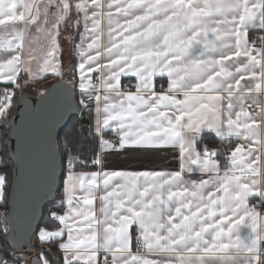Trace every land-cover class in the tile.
<instances>
[{"label": "snow or ice", "instance_id": "snow-or-ice-1", "mask_svg": "<svg viewBox=\"0 0 264 264\" xmlns=\"http://www.w3.org/2000/svg\"><path fill=\"white\" fill-rule=\"evenodd\" d=\"M0 133V264H264V0H0Z\"/></svg>", "mask_w": 264, "mask_h": 264}, {"label": "crops", "instance_id": "crops-1", "mask_svg": "<svg viewBox=\"0 0 264 264\" xmlns=\"http://www.w3.org/2000/svg\"><path fill=\"white\" fill-rule=\"evenodd\" d=\"M69 62V58H68V54L67 52L64 54V63L68 64ZM58 79L55 77H49L47 79H43L41 81H39L38 83H34L35 87L38 88H42L41 92L39 94H41L42 92L44 93L48 87L54 82L57 81ZM24 95H31V93L27 92L26 89H24L23 91ZM38 94V95H39ZM37 95V96H38ZM31 96H35V95H31ZM215 138V137H214ZM122 160H128L129 161V165L130 167H132L133 169H136L138 167H140V163L139 160L135 157H121ZM160 164H163L167 167H173L176 165V161L173 157L168 156L166 159L159 161Z\"/></svg>", "mask_w": 264, "mask_h": 264}, {"label": "water", "instance_id": "water-1", "mask_svg": "<svg viewBox=\"0 0 264 264\" xmlns=\"http://www.w3.org/2000/svg\"><path fill=\"white\" fill-rule=\"evenodd\" d=\"M58 82H59L58 80H57V81H54V82L48 87V89H47L44 93L47 94V92H48L50 89H52L53 85H56ZM23 97H24V99L27 101V105H25V104H19V105H17V111H23L24 108H25L26 106H27V107H32V108H34V107H36L37 105L40 104V101H41V99H42L41 94H39L38 96L23 95ZM72 102L75 103V100H73ZM77 115H79V112H75V111L70 112V113L68 114V116L70 117V119L73 118L74 116H77ZM79 118H80L81 121H83L84 125L87 124V121L85 120L84 117L82 118L81 115H79ZM70 119H69V120H70ZM69 120H67V122H69ZM17 122H19V119H18V118H17ZM9 143H10L11 150H12V151H15V147H16L15 139H12L11 141H9ZM50 203H53V201H51V199H49V200H45V201H41V207L44 209V207H45L46 205L50 204ZM38 216H39V212H38Z\"/></svg>", "mask_w": 264, "mask_h": 264}, {"label": "trees", "instance_id": "trees-1", "mask_svg": "<svg viewBox=\"0 0 264 264\" xmlns=\"http://www.w3.org/2000/svg\"><path fill=\"white\" fill-rule=\"evenodd\" d=\"M23 95H24L23 92L19 93V96H23ZM77 96H78V93H77ZM79 115H81V114L79 113ZM79 115L74 116L73 118H71L68 123L71 124V125H75L79 129H83V131L86 133L88 128L90 127V121L88 120V118L86 116H84L85 120L87 121V124L84 125L83 121L80 120ZM0 140H2V133H0ZM213 141H215L214 137H210L208 139L209 143H211ZM0 148H2V144H0ZM52 206H53V203H50V204L46 205L44 207V211L46 212L48 209H51Z\"/></svg>", "mask_w": 264, "mask_h": 264}, {"label": "rangeland", "instance_id": "rangeland-1", "mask_svg": "<svg viewBox=\"0 0 264 264\" xmlns=\"http://www.w3.org/2000/svg\"><path fill=\"white\" fill-rule=\"evenodd\" d=\"M67 47L70 48V45H68ZM67 54H68V53H67ZM68 58H69V55H68ZM69 60H70V58H69ZM68 64H69V62H68ZM68 64L65 63L66 66H67ZM25 89H26L27 92L31 93V95H35V96H37V95L41 92V90H42L41 87H40V88L35 87V86H34V83L31 84L30 86H26Z\"/></svg>", "mask_w": 264, "mask_h": 264}]
</instances>
